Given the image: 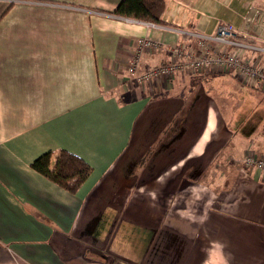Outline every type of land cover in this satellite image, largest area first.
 Here are the masks:
<instances>
[{
    "label": "crops",
    "instance_id": "0c3cea01",
    "mask_svg": "<svg viewBox=\"0 0 264 264\" xmlns=\"http://www.w3.org/2000/svg\"><path fill=\"white\" fill-rule=\"evenodd\" d=\"M120 1L0 0V264H264V175L237 162L264 152L250 92L264 93L248 87L225 119L232 73L126 71L139 37L160 45L142 72L222 21L263 46L264 0H166L162 24L115 14ZM62 149L91 167L74 193L31 166Z\"/></svg>",
    "mask_w": 264,
    "mask_h": 264
},
{
    "label": "built area",
    "instance_id": "2783aa9c",
    "mask_svg": "<svg viewBox=\"0 0 264 264\" xmlns=\"http://www.w3.org/2000/svg\"><path fill=\"white\" fill-rule=\"evenodd\" d=\"M152 24V23H151ZM186 38L170 47L171 59L139 72V53L149 47L160 45L147 37H139L134 55L128 62L127 74L139 83L151 81L161 76H169L175 71L203 70L210 73L229 74L242 77L252 87L264 89V63L260 58L245 56L243 51H259L264 55V45L257 46L239 37L236 26L227 21L220 22L212 34L186 32ZM244 168H253L264 175V154L247 150L242 157Z\"/></svg>",
    "mask_w": 264,
    "mask_h": 264
},
{
    "label": "trees",
    "instance_id": "16d2710c",
    "mask_svg": "<svg viewBox=\"0 0 264 264\" xmlns=\"http://www.w3.org/2000/svg\"><path fill=\"white\" fill-rule=\"evenodd\" d=\"M165 3L166 0H121L114 13L146 23L162 24ZM31 166L72 193L78 190L91 173L88 163L63 149L55 154L49 151L43 153L33 160Z\"/></svg>",
    "mask_w": 264,
    "mask_h": 264
},
{
    "label": "rangeland",
    "instance_id": "374dc122",
    "mask_svg": "<svg viewBox=\"0 0 264 264\" xmlns=\"http://www.w3.org/2000/svg\"><path fill=\"white\" fill-rule=\"evenodd\" d=\"M258 14V17H260L261 19V21L264 23V11H263V13H257ZM251 16H254V15H251ZM254 19H252L251 21H253ZM264 62H261V64H263ZM203 71V70H202ZM228 74V73H227ZM235 80H232V83L230 82V83H228L229 85H227V83H224V85H222V86H224V89H225V92H228L225 96H228V97H226V98H228V102L227 101H223L222 100V102L220 103V107H222V108H220L221 110H223V113H222V115L224 116V118L226 119H229V118H231V115H232V112H234L235 111V107L237 106V107H240V106H242V105H244V103L245 104H247L248 103V92L250 91V89H252L253 91H257V90H259V91H261V92H263L264 93V89H261V88H259V87H252V86H250L249 84H247V83H245V81L242 79V77H236V76H232ZM248 87H252V88H248ZM200 91H202V92H210V89H209V86H208V84H201V87H200ZM250 93H252V94H254L255 95V98L258 100V101H260V103L261 104H263L264 103V97L261 95H259L258 93H255V92H250ZM251 102V101H250ZM201 104H203V102H201ZM259 104V103H258ZM251 105L253 106V105H256V103H251ZM258 106V105H257ZM231 108H233V110L231 109ZM240 110H248L249 111V109L246 107V106H243ZM163 112V110H157V111H155L154 112V117H153V120H152V122L150 123V126H152L153 124H155L160 118H166V117H169V112H165V114H163L162 113ZM186 113H187V111L186 110H181V111H179L176 115H175V119H177V120H185V119H187L190 115H186ZM156 114H157V117H156ZM162 114V115H161ZM196 120H197V122H198V120H199V117H196L195 118ZM264 126V125H263ZM155 129H156V127H155ZM194 130V129H193ZM192 130V132L194 133V131ZM251 149V147H244L243 149H242V151L241 152H243L242 153V155L239 157H237V156H235L234 154H233V156H235V157H232V158H229L228 159V161H230V163H232L233 162V160H236V157L238 158V160H237V162H238V164H240L241 165V168L243 167L242 166V157H243V154L247 151V150H250ZM244 150V151H243ZM257 152V151H256ZM147 152H145V154H146ZM258 153V152H257ZM241 154V153H240ZM259 154V153H258ZM260 154H264V152H261ZM151 159H148V161L145 159V158H143V157H140L139 158V161H141L142 162V164H143V162H145V161H147V163L145 162L144 163V165L145 166H147L151 161H150ZM216 160H218L219 161V159H216ZM144 166V167H145ZM219 167H220V163H219ZM244 168V167H243ZM245 169H253V168H245Z\"/></svg>",
    "mask_w": 264,
    "mask_h": 264
},
{
    "label": "water",
    "instance_id": "95a60500",
    "mask_svg": "<svg viewBox=\"0 0 264 264\" xmlns=\"http://www.w3.org/2000/svg\"><path fill=\"white\" fill-rule=\"evenodd\" d=\"M116 264H120V263H116Z\"/></svg>",
    "mask_w": 264,
    "mask_h": 264
}]
</instances>
